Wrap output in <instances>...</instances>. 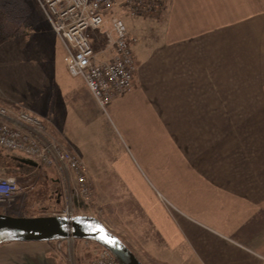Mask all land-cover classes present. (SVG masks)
<instances>
[{"label":"crops","instance_id":"1","mask_svg":"<svg viewBox=\"0 0 264 264\" xmlns=\"http://www.w3.org/2000/svg\"><path fill=\"white\" fill-rule=\"evenodd\" d=\"M162 1L145 15L119 13L135 76L106 107L69 72L44 16L55 55L49 73L33 67L30 89L45 86L47 111L17 103L84 160L101 219L144 264H264L261 1L249 16L244 0ZM109 28L91 31L93 46ZM53 243L0 241V264L52 258Z\"/></svg>","mask_w":264,"mask_h":264},{"label":"rangeland","instance_id":"2","mask_svg":"<svg viewBox=\"0 0 264 264\" xmlns=\"http://www.w3.org/2000/svg\"><path fill=\"white\" fill-rule=\"evenodd\" d=\"M119 1L122 2L117 0L113 15H119L120 12L133 17L145 15V10L139 14L124 9ZM260 1L262 16H264V0ZM254 8H257L254 0H244L239 10L240 16L251 15L255 12ZM231 14L234 13L231 12ZM113 15L106 16L105 24L109 22L111 25ZM44 16L37 0H0V102L3 103L0 105L18 109L24 107L17 103L22 101L34 107L36 111H47L45 86L43 85L44 89L36 94L30 89L36 77L32 73L37 72V67L41 70L47 67L48 72L55 55L53 44L47 39L48 33L44 28L47 17L44 18ZM110 31L111 28L104 33L105 36H100L101 40L98 36L96 37V33L93 34L96 38L94 48L101 58L107 57L111 47L108 36ZM34 66L35 70L31 72ZM43 74H46L44 70ZM43 120L46 123L45 119ZM47 131L57 142L63 146L66 145L55 130L51 132L47 126ZM65 147L79 156L69 145ZM25 160L33 161L24 158L20 152L0 148V175H15L20 186L14 198L0 201L1 213L18 216L52 214L73 216L85 212L84 214L103 219L106 206L105 203L98 201L88 172L90 195L84 199L77 193L76 179L72 174L68 173V175L56 166L54 168L39 166ZM54 241L55 243L51 245L52 258L48 255L49 251L30 261L22 260L23 264H90L101 246L98 242L89 239L69 238Z\"/></svg>","mask_w":264,"mask_h":264},{"label":"built area","instance_id":"3","mask_svg":"<svg viewBox=\"0 0 264 264\" xmlns=\"http://www.w3.org/2000/svg\"><path fill=\"white\" fill-rule=\"evenodd\" d=\"M37 1L66 50L69 72L84 79L102 107L131 90L136 68L133 38L123 17H111L108 36L114 52L110 57L101 58L91 38V31L103 27L106 13L115 9L117 0ZM119 2L124 9L139 14L142 10L155 12L163 6L162 0ZM0 148L20 152L24 158L32 159L39 166H56L72 174L76 179L77 193L84 199L90 195L87 168L83 160L57 142L48 133L43 118L31 110L0 105ZM19 190L15 175H0V201L14 198ZM90 264L121 263L108 248L101 245Z\"/></svg>","mask_w":264,"mask_h":264},{"label":"water","instance_id":"4","mask_svg":"<svg viewBox=\"0 0 264 264\" xmlns=\"http://www.w3.org/2000/svg\"><path fill=\"white\" fill-rule=\"evenodd\" d=\"M37 165L36 162L25 160ZM89 239L108 248L121 264H143L101 219L90 214L18 216L0 212V241Z\"/></svg>","mask_w":264,"mask_h":264},{"label":"bare ground","instance_id":"5","mask_svg":"<svg viewBox=\"0 0 264 264\" xmlns=\"http://www.w3.org/2000/svg\"><path fill=\"white\" fill-rule=\"evenodd\" d=\"M48 167V166H47ZM52 167V166H51Z\"/></svg>","mask_w":264,"mask_h":264}]
</instances>
